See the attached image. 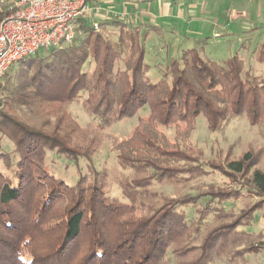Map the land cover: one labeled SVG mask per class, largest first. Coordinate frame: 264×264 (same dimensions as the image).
Returning a JSON list of instances; mask_svg holds the SVG:
<instances>
[{
  "label": "trees",
  "instance_id": "16d2710c",
  "mask_svg": "<svg viewBox=\"0 0 264 264\" xmlns=\"http://www.w3.org/2000/svg\"><path fill=\"white\" fill-rule=\"evenodd\" d=\"M92 22L79 19L72 43L18 61L2 79L0 147L6 138L12 149L0 152L10 172L0 174V264H212L226 248L232 262L264 252V246L237 249L253 237L243 228L252 226L255 214L264 218V172L257 168L263 151L228 162L227 170L248 177L246 194L260 198L239 215L224 207L244 197L239 190L180 197L154 190L155 185L183 187L205 177L207 168L215 169L169 142L158 126H176L186 138L200 115L211 132L246 116L264 137V76L244 77L245 64L238 56L218 63L193 48L173 59L154 84L147 76L143 27L119 19L99 22L101 30L117 29L111 41ZM256 54L264 63V42ZM124 57L125 69L116 71ZM74 102L82 103L102 128L149 110L132 136L116 146L120 167L132 173L116 179L122 201L111 196L109 174L93 167V142L76 140L85 141L87 132L66 110ZM17 107L52 115L56 123L51 131L29 126L12 115ZM48 151L75 163L87 160L89 173L69 186L47 170ZM226 218L233 221L210 227L211 220ZM205 232L201 244L193 246ZM170 250L173 263L167 260Z\"/></svg>",
  "mask_w": 264,
  "mask_h": 264
},
{
  "label": "rangeland",
  "instance_id": "374dc122",
  "mask_svg": "<svg viewBox=\"0 0 264 264\" xmlns=\"http://www.w3.org/2000/svg\"><path fill=\"white\" fill-rule=\"evenodd\" d=\"M193 1L195 5H198L199 14H201L204 8L208 17L210 16V22L213 20L218 21L221 30L227 22H230V28L226 31H221V34H223L221 38H215L213 36L211 24L207 29L202 31L204 32L202 35H197L192 26L184 30L182 29L183 33L181 34L185 38L178 45V49L173 50V52H178L176 55H171V49L168 53L167 47L160 46L164 44L171 45V35L168 31L169 34L162 33L163 37L160 33L154 34V42L149 41L146 44V48H148L145 57V64L149 69L147 76L152 83L156 84L164 78V75L168 73L170 62L173 59L179 60L183 51L193 48H200L203 59L218 63H223L230 58L238 56L245 64L244 77L246 73L255 76H264V63L258 62L256 54L259 46L264 42V0ZM188 2L191 3L192 0H188ZM14 3L15 0H0V11L4 13L0 21L14 11ZM128 20L131 19L129 18ZM101 32L106 35L107 39L116 41L118 36L116 28L108 27L107 30L102 29ZM199 39L203 40V45L198 42ZM156 42L159 46L158 50L153 47ZM124 61L125 57L116 64V71L125 69ZM167 81L171 84L172 78L170 75ZM3 103V96L1 95L0 109L2 111L5 110ZM66 110L82 130H86L87 132L85 141L82 139L76 140L81 143L84 142L86 145L89 144V146L93 142V146L90 149L92 151V164L98 171H106L109 174L111 196L121 201L124 200L121 188L117 184L116 179L120 178L121 175L128 176L132 173L120 167L117 160L118 152L115 151L116 146L132 136L134 129L139 124L140 118H148V108L139 111L132 118L117 120L107 128H102L99 119L87 113L80 102L66 105ZM12 115L29 126L43 128L47 131H51L56 123V118L52 115H45L43 117L41 114H30L25 108L17 107L12 112ZM49 121L50 125L48 124ZM158 131L169 142H177L180 149L190 152L194 158H197L206 166L213 164L215 169L211 167L207 168L209 173L205 177L200 176L196 179H191L183 187L155 185L154 190L157 193L162 192V194H166L167 196L180 197L184 196V194L196 195L209 190L227 191L228 193L239 190L245 194L243 198L236 203H234L235 201H230L224 204L226 210L234 209L237 211V214L240 212V209L247 210L250 205L260 200L254 193L246 194L248 187H245V185L248 184V177H243L240 174L237 175L227 170L229 161H240L249 153L256 154L263 151V157L259 164H257V168L264 172V137L259 128L252 127L249 124L246 116L231 119L221 132H211L208 128L206 118L200 115L196 119L195 129L186 138H183V135L179 133L176 126H158ZM1 143L3 147H0V152L9 153L12 149V143L6 138ZM88 165L87 160L81 159L78 163H75L63 156H56V153L50 151H48L46 157L47 170L57 178L62 179L69 186H75V183L79 181L81 176L89 173ZM219 169L222 171H219ZM0 174H10L9 170L3 164V160H0ZM186 211L189 215L193 216V209ZM255 217L256 219L252 222L251 227L243 228L250 234L252 233L253 237L246 242H242L237 249H242L247 245L264 246V218L261 217L260 212L256 213ZM232 221L231 218H226L221 222L216 219L211 220L210 227H217L221 223L229 224ZM206 235L207 232L202 234L200 238L195 239L192 245H200ZM226 249L216 253L212 264H264V252L248 255V257L246 256L245 258L232 262L229 260L232 251L229 248ZM167 260L171 261V263L175 261L172 250L169 251Z\"/></svg>",
  "mask_w": 264,
  "mask_h": 264
},
{
  "label": "built area",
  "instance_id": "2783aa9c",
  "mask_svg": "<svg viewBox=\"0 0 264 264\" xmlns=\"http://www.w3.org/2000/svg\"><path fill=\"white\" fill-rule=\"evenodd\" d=\"M92 15L88 0H15L14 11L0 21V87L13 64L40 50L72 43L77 21ZM92 23L99 32V21Z\"/></svg>",
  "mask_w": 264,
  "mask_h": 264
},
{
  "label": "crops",
  "instance_id": "0c3cea01",
  "mask_svg": "<svg viewBox=\"0 0 264 264\" xmlns=\"http://www.w3.org/2000/svg\"><path fill=\"white\" fill-rule=\"evenodd\" d=\"M88 1L93 8V20L99 22H112L115 19H119L120 21L129 22L134 25H141L143 27V32L146 34V44H148L149 41L154 42V34L160 33L163 37V32H169L172 40L171 45L164 44L160 46L167 47L166 49H168V53L171 49V55L178 54V52H173V50H177L178 45H180V42H183V38H185V36L182 37V29L184 30L187 29V27L192 26L197 35H202L204 33L202 31L207 29L211 24L213 36L215 38H221L223 35L221 34V31H226L230 28V22H227L222 30L218 21L213 20L210 22V16L208 17L204 8L202 9L201 14H199L198 5H195L193 0L191 3H189L188 0ZM99 8L100 12L97 11ZM129 18L132 21L128 20ZM242 33H244V31H242ZM198 42L202 43V45L204 44L201 39H199ZM157 44L158 43L156 42L153 47L158 50L159 46ZM185 51H183L182 54Z\"/></svg>",
  "mask_w": 264,
  "mask_h": 264
}]
</instances>
